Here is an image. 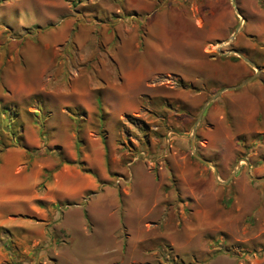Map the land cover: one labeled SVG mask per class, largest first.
Returning a JSON list of instances; mask_svg holds the SVG:
<instances>
[{"label": "rangeland", "instance_id": "rangeland-1", "mask_svg": "<svg viewBox=\"0 0 264 264\" xmlns=\"http://www.w3.org/2000/svg\"><path fill=\"white\" fill-rule=\"evenodd\" d=\"M44 1L0 0V154L34 202L0 264H264V0ZM202 51L253 67L212 90ZM71 169L96 189L44 202Z\"/></svg>", "mask_w": 264, "mask_h": 264}, {"label": "crops", "instance_id": "crops-1", "mask_svg": "<svg viewBox=\"0 0 264 264\" xmlns=\"http://www.w3.org/2000/svg\"><path fill=\"white\" fill-rule=\"evenodd\" d=\"M43 5L45 6V8L57 6V11H60L59 8H62L61 0H45L43 2ZM63 8L65 9L63 10L66 13L68 9L66 7ZM28 12L30 15L34 14V12L27 11V13ZM225 62L226 64H223L220 61V58L210 55L209 53H206L204 51L200 53V77H204L203 80L207 81L208 79L213 84H215L212 86V90L215 89L217 91L224 92L228 91L229 89H234L238 87L236 84L239 81H242L243 77H246L251 68L253 67V64L249 61H247V63L236 64V62L234 63L233 61H231V59H227L225 60ZM254 63L258 64L257 62ZM224 65H226L227 68H225ZM236 65L242 68L240 72L237 71ZM229 67L232 69V72L229 71ZM237 72L240 74H238ZM216 75L221 76V79L220 81L213 82V79H215ZM245 94L247 96H245L244 99L246 100V102H249L250 99H248V97L251 96V94L248 91H245ZM208 95V93L200 91V94L193 99L194 101L199 102L201 98H206ZM262 99L264 98L260 96L259 100L255 101L254 103V105L257 106V111L260 110L258 108H260V106L262 105ZM188 102L190 103V101ZM222 102L224 103V105L226 104L225 101ZM25 142L28 145V141ZM14 152H18V154L20 153L17 158L19 159L18 162H22L23 158L26 156V151H21V149L19 148H6L4 150V153L0 154V161L2 162L0 165V225H6V222H4L6 216H11L13 213L20 214L22 213V211L25 212L28 205L34 204L32 200L33 196L29 194V190L27 187L18 188L16 186L9 185L12 184L13 180L15 179V176H13V174L11 173L9 174L8 178L5 177L7 172L10 170V167H14L13 163H8V159L13 155ZM248 172H253V166L250 165V163H248V166L246 168V174H248ZM54 180L55 181L53 182L54 184H52V188L54 187L60 190V192L58 194L44 198L43 201L46 203L61 201L70 203H80L84 195L90 191L95 190L97 186L96 180H94L92 176L88 174H83L75 169H71L68 175L57 174Z\"/></svg>", "mask_w": 264, "mask_h": 264}, {"label": "water", "instance_id": "water-1", "mask_svg": "<svg viewBox=\"0 0 264 264\" xmlns=\"http://www.w3.org/2000/svg\"><path fill=\"white\" fill-rule=\"evenodd\" d=\"M235 5L233 4V7H234ZM234 37H231V39L230 40H232ZM219 54H222V53H220V51H219ZM237 88V87H236ZM213 99V98H212ZM211 100V99H210ZM208 103V102H207ZM206 104V103H205ZM204 109V108H203ZM202 112H203V110L201 111V113H200V116H199V118L202 116ZM193 133H194V130H193ZM194 139V137H192V139H191V141ZM194 157L196 158V159H199L196 155H194Z\"/></svg>", "mask_w": 264, "mask_h": 264}]
</instances>
